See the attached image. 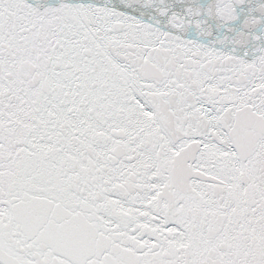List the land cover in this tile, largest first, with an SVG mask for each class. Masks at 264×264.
Segmentation results:
<instances>
[{
    "label": "snow or ice",
    "instance_id": "obj_1",
    "mask_svg": "<svg viewBox=\"0 0 264 264\" xmlns=\"http://www.w3.org/2000/svg\"><path fill=\"white\" fill-rule=\"evenodd\" d=\"M0 264H264V0H0Z\"/></svg>",
    "mask_w": 264,
    "mask_h": 264
}]
</instances>
